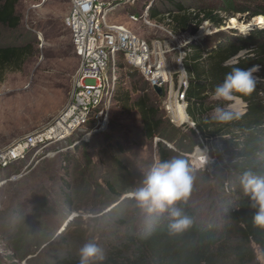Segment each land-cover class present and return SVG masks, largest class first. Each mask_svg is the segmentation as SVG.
Returning <instances> with one entry per match:
<instances>
[{
	"label": "rangeland",
	"instance_id": "obj_1",
	"mask_svg": "<svg viewBox=\"0 0 264 264\" xmlns=\"http://www.w3.org/2000/svg\"><path fill=\"white\" fill-rule=\"evenodd\" d=\"M13 1L8 4L9 11ZM174 1L183 3L192 12L202 8L219 10L226 19L223 25L204 21L196 33L188 31L195 36L193 40L204 45L211 42L208 35L218 30L247 26L244 29L247 34L257 24L256 19L264 17L250 15L264 7V0ZM140 4L115 7L107 16L108 22L125 24L150 42L163 37L142 22L130 19ZM69 8V0H21L17 6L21 18L19 30H6L0 25L1 45L31 42L38 48L22 68L18 63L14 65L12 58L0 70V147L46 125L68 101L78 65L65 24ZM172 10L173 28L184 32L183 25L190 19L184 15L176 17L179 12ZM154 18L161 20L160 16ZM248 51H241L239 56L245 57ZM177 52L169 54L173 70ZM236 62V57L228 61ZM121 68V83L103 131L92 132L83 141L79 137L61 141L49 148L58 151L54 155L33 161L30 157L0 171V264H44L57 258L79 257V249L92 241L106 255L124 240L128 230L146 229L157 213L140 208L128 194L140 186L148 170L159 161L158 140L173 151V157L179 155L192 169L190 202L199 219L216 224L218 230L227 222L228 208L235 204L237 196H232L230 202L224 201L211 167L197 164V156L213 144L211 138L203 140L193 135L189 125L174 123L165 107L168 94L157 97L137 70L127 64H121ZM174 76L177 84L178 74ZM143 93L151 96L164 119L163 135L156 136L157 141L145 137L141 112L131 104V99ZM236 99L244 102L245 113L247 103L237 96L223 101L210 95L209 100L213 110L217 106L237 110L232 107ZM201 141L208 144L204 147ZM115 157L124 164L122 168ZM212 162L211 158L209 164ZM18 173L21 176L16 180L9 179L11 174ZM106 180L112 182L114 191L108 188ZM254 247L257 264H264Z\"/></svg>",
	"mask_w": 264,
	"mask_h": 264
},
{
	"label": "trees",
	"instance_id": "obj_2",
	"mask_svg": "<svg viewBox=\"0 0 264 264\" xmlns=\"http://www.w3.org/2000/svg\"><path fill=\"white\" fill-rule=\"evenodd\" d=\"M20 1L14 0L13 8L9 11L10 0H0V25L6 30L16 31L20 28L21 18L17 13ZM172 8L179 12L176 17L184 15L190 19L184 23L183 29L193 33L204 21L215 25H223L226 21L216 9L202 8L192 12L183 3L174 0H159V3L155 1L154 4V12L160 14L172 12ZM259 14L264 15V7L250 13L252 16ZM242 29L234 26L209 34L211 42L205 45L193 40L189 43L192 52L185 59L189 73L187 112L197 125V129L191 128V131L203 140L211 138V147L215 148L211 152L215 157L211 175L220 185L224 201L230 202L232 196H237L235 204L228 208L227 222L218 230L216 224L199 219L196 208L190 202V192L187 200L182 205L177 202V206H182L185 213L193 218L191 228L170 235L167 213L156 214L143 231L128 230L124 240L105 255V264H257L254 246L264 259V229L252 224L254 210L239 186V176L245 171L264 176V24L257 23L247 34ZM243 50H249L245 57L239 56ZM36 51V44L31 42L24 45L0 44V70L12 58L13 64L18 63V67L22 68ZM235 57L236 63H228ZM257 64L260 70L256 75L261 79L256 90L246 97L234 95L247 103V111L239 120L229 124L217 123L211 118L213 107L209 100L215 85L223 81L232 67L246 69ZM131 104L141 112L145 137L151 140L159 135L162 137L164 119L151 96L143 93L131 99ZM157 147L159 161L173 158V151L161 140L157 141ZM115 159L118 167L122 168V161ZM106 184L110 190H115L112 182L106 180ZM78 260L76 256L62 257L44 264H78Z\"/></svg>",
	"mask_w": 264,
	"mask_h": 264
},
{
	"label": "built area",
	"instance_id": "obj_3",
	"mask_svg": "<svg viewBox=\"0 0 264 264\" xmlns=\"http://www.w3.org/2000/svg\"><path fill=\"white\" fill-rule=\"evenodd\" d=\"M155 1L69 0L65 24L71 34L78 65L68 101L46 125L0 147V171L30 157L33 161L54 155L58 151L49 148L61 141L73 137L83 141L90 133L103 131L121 83V64L137 70L155 92L156 86L163 88L164 94H168L165 107L174 123L197 129L196 122L187 112L189 73L185 65V59L192 52L189 43L195 36L188 31L177 32L172 26L171 12L155 15L161 18L156 20L152 16ZM138 2L141 4L130 14V19L142 22L145 27L162 33L163 37L150 42L125 24L108 22L107 16L115 7ZM173 51H178L175 70L169 59ZM175 74H178L177 84ZM179 107H183L186 113L185 120L179 115ZM154 139L157 141V137ZM205 144L208 143L203 141L204 147ZM212 151L215 148L206 146V151L197 156V164L209 165L212 170L215 160ZM211 158L213 162L209 164ZM19 176L21 173L11 174L9 179L16 180Z\"/></svg>",
	"mask_w": 264,
	"mask_h": 264
},
{
	"label": "clouds",
	"instance_id": "obj_4",
	"mask_svg": "<svg viewBox=\"0 0 264 264\" xmlns=\"http://www.w3.org/2000/svg\"><path fill=\"white\" fill-rule=\"evenodd\" d=\"M260 65L249 68L232 67L221 83L215 85L212 95L216 100L231 101L235 94L241 97L250 96L261 79L254 75ZM243 111L226 109L217 106L213 110L212 119L220 124H229L239 120ZM192 169L179 157L157 161L145 174L140 186L130 195L140 208L149 213H167V229L170 235L187 231L194 224L181 205L187 200L193 183ZM239 186L243 194L249 198L250 207L254 210L252 224L264 229V176L245 171L239 176ZM78 264H105L104 250L95 241L85 243L78 251Z\"/></svg>",
	"mask_w": 264,
	"mask_h": 264
},
{
	"label": "bare ground",
	"instance_id": "obj_5",
	"mask_svg": "<svg viewBox=\"0 0 264 264\" xmlns=\"http://www.w3.org/2000/svg\"><path fill=\"white\" fill-rule=\"evenodd\" d=\"M256 21H258L257 23H263L264 24V17H259L256 19ZM243 29H248V27L243 26ZM242 29V30H243ZM245 106L244 102H242L240 99H236V104H234L232 107L237 109V110H242L243 111V107ZM179 115L180 117L185 120L187 118L185 111L183 110V107H179Z\"/></svg>",
	"mask_w": 264,
	"mask_h": 264
},
{
	"label": "water",
	"instance_id": "obj_6",
	"mask_svg": "<svg viewBox=\"0 0 264 264\" xmlns=\"http://www.w3.org/2000/svg\"><path fill=\"white\" fill-rule=\"evenodd\" d=\"M155 90H156V92L158 93L159 96H163L164 90H163V88L161 86H156Z\"/></svg>",
	"mask_w": 264,
	"mask_h": 264
}]
</instances>
